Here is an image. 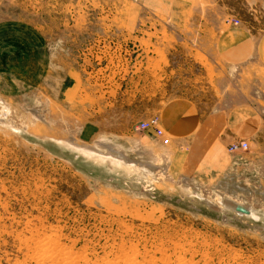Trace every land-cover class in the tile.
Masks as SVG:
<instances>
[{
    "label": "rangeland",
    "instance_id": "rangeland-1",
    "mask_svg": "<svg viewBox=\"0 0 264 264\" xmlns=\"http://www.w3.org/2000/svg\"><path fill=\"white\" fill-rule=\"evenodd\" d=\"M230 2L264 31V7L254 12L242 0ZM135 3L101 8L97 0H0V264H264V158L247 162L234 154L231 170L217 179L205 175L209 161H203L198 177L191 176L185 145L169 148L173 138L160 121L174 96L222 111L251 99L264 117L263 79L190 50L185 59L173 56L170 67L185 76L160 78L166 84L145 107L121 103L115 76L90 74L93 61L117 56L84 55L105 36L96 21L82 20L141 10ZM157 55L160 77L169 60L164 51ZM151 120L157 123L150 130L137 131ZM98 139L115 142L132 159L140 154L130 145H143L167 170L159 168L160 179L144 188L124 165L110 168L70 146L90 148ZM184 176L196 180L206 200L182 190ZM216 191L252 203L261 218L219 212L207 201L219 204Z\"/></svg>",
    "mask_w": 264,
    "mask_h": 264
},
{
    "label": "crops",
    "instance_id": "crops-1",
    "mask_svg": "<svg viewBox=\"0 0 264 264\" xmlns=\"http://www.w3.org/2000/svg\"><path fill=\"white\" fill-rule=\"evenodd\" d=\"M97 1L99 7L106 8L118 3L121 5L122 2L125 6L128 3L130 6L136 5L138 0ZM230 1L139 0V11L136 7H131L130 12L118 15L84 18V24L96 21L100 35L105 36L100 39L98 47L89 49L84 55L101 56L105 57L104 59L109 55L117 56L116 62L113 59H108L107 63H103V59L102 63L93 61L90 74L94 73L93 79L96 80V72L109 71L111 76L118 79L121 103L134 102L135 105L138 102L144 106V100L148 101L158 93V85L166 84L160 78L167 77L168 81L174 82L175 74L185 76L182 70L181 73L176 70L174 74V69H170L173 66L172 57L180 56L179 59H185L191 50L193 54L202 53L209 59L213 58V62L218 61L237 72H249L254 79L260 75L263 79L261 95H264V31H257L250 22L239 16V13L236 14ZM242 3L247 4L248 10L254 12V9L264 7V0H242ZM235 17L240 19V24L231 23ZM158 50L166 52L169 60L168 66L161 64V67L167 70L160 77L154 75L158 66ZM130 54L133 56L129 60L126 55ZM115 71L117 74L112 75ZM127 71L129 77L125 76ZM123 79L126 83L124 86ZM89 80L90 77L87 78L88 86ZM98 86L102 87L101 84ZM98 86L94 87L96 98L101 96L96 92ZM222 110H205L183 96H174L161 110V128L171 140L173 138L169 148L173 145H185L191 176L194 171L195 177L197 176L196 166L203 161H209L205 165V175L217 179L231 170L235 160L234 154L236 159L239 157L247 162L256 157L254 161L258 163L260 157L264 158V117L258 112L262 110L261 107L251 99H243L229 110ZM136 115L138 116L139 112L135 113ZM148 135H154V132L151 131V134L146 136ZM118 139H121V135ZM242 140L246 141L249 147L252 146L251 151L230 153V145ZM144 149L146 151L145 147ZM144 156H147V153ZM252 164L251 161L250 165Z\"/></svg>",
    "mask_w": 264,
    "mask_h": 264
},
{
    "label": "bare ground",
    "instance_id": "bare-ground-1",
    "mask_svg": "<svg viewBox=\"0 0 264 264\" xmlns=\"http://www.w3.org/2000/svg\"><path fill=\"white\" fill-rule=\"evenodd\" d=\"M232 21H233V24H235V25L239 24V20H237V19H234ZM96 143L97 144L94 145V147H90V148H86L82 145L78 146L72 142H70V146L75 150L88 153V154L92 155L93 157H97L101 161H105L107 166H109L110 168H113L115 166L124 165L125 169H127L130 172H135V173H137L138 176H140V182H141V184H143L144 188H146L147 185H153L155 182H157L160 179L161 175L158 171L159 168H162L163 172H166V170H167L166 164L165 165L164 164L159 165L160 166L159 167L158 163L156 162V159L154 157L144 156L146 154L145 153L146 151H145L144 147L140 144L137 145L136 143L133 142L130 145L132 151H134L137 154H140L139 159H132L129 157V155H127V153L125 152V150L123 148H121L119 145L115 144V142H112L111 140L109 141V140H105V139H98ZM98 147H101L102 150L101 151L98 150L97 149ZM180 183H181V181H180ZM200 189L201 188H200L199 184L197 182H195V180H193L190 177L187 178L184 176L183 185H182V190L184 192H187L188 195L190 194V195H193L197 198H201L204 200L205 198H202V195L199 193ZM215 193H216L217 197H219V204L214 203V201H211V200H207V201L211 204L212 207H214L219 212L220 211H222L224 213L233 212L235 216H239V217H243V218H247V219H252V218L259 219V218H261L260 211H258L253 206L252 203L250 204L249 202H247L246 200H243V199L240 200L237 198H233L230 195H228L227 193H224L221 191H216ZM240 208H242L243 210H240ZM263 212H264V210H263ZM58 242H57V244H58ZM39 246H41V245H39ZM74 257H76V256H74Z\"/></svg>",
    "mask_w": 264,
    "mask_h": 264
},
{
    "label": "built area",
    "instance_id": "built-area-1",
    "mask_svg": "<svg viewBox=\"0 0 264 264\" xmlns=\"http://www.w3.org/2000/svg\"><path fill=\"white\" fill-rule=\"evenodd\" d=\"M157 121L155 120H151L149 121H142L140 122V124L137 126V131L141 132V131H145V130H149L151 129L154 125H156ZM157 135H160L162 132L161 130L157 129L156 131ZM248 149V143L244 140L242 141H238V142H234L232 145H230V147L228 148V150L230 151V153L234 154L237 153L239 151H247Z\"/></svg>",
    "mask_w": 264,
    "mask_h": 264
},
{
    "label": "water",
    "instance_id": "water-1",
    "mask_svg": "<svg viewBox=\"0 0 264 264\" xmlns=\"http://www.w3.org/2000/svg\"><path fill=\"white\" fill-rule=\"evenodd\" d=\"M240 210H243L242 208H240ZM245 211V210H244Z\"/></svg>",
    "mask_w": 264,
    "mask_h": 264
}]
</instances>
